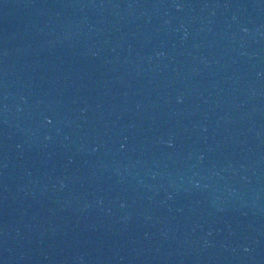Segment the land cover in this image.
<instances>
[{"label": "water", "instance_id": "obj_1", "mask_svg": "<svg viewBox=\"0 0 264 264\" xmlns=\"http://www.w3.org/2000/svg\"><path fill=\"white\" fill-rule=\"evenodd\" d=\"M0 264H264V0H0Z\"/></svg>", "mask_w": 264, "mask_h": 264}]
</instances>
